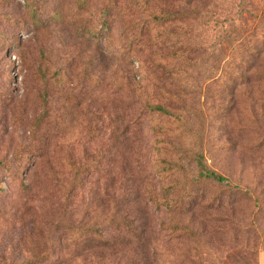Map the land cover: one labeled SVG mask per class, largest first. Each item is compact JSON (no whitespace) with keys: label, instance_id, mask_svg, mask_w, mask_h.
Masks as SVG:
<instances>
[{"label":"rangeland","instance_id":"obj_1","mask_svg":"<svg viewBox=\"0 0 264 264\" xmlns=\"http://www.w3.org/2000/svg\"><path fill=\"white\" fill-rule=\"evenodd\" d=\"M218 1L209 6L211 27L194 30L185 18L149 24L136 0H0V264H46V248L76 241L73 227L126 238L110 224L114 205H122L117 217L123 216L126 201L197 174L198 156L247 185L255 200L236 205V219L257 221L264 236V80L226 84L218 80L223 65L209 67L200 56L189 79L170 85L158 78L174 77L169 55L176 33L224 37L233 19L236 35L244 32L239 27L264 34L252 31L257 0ZM113 2L117 10L111 9L98 38L88 30ZM186 7L187 0L160 4L162 10ZM138 23L142 36L131 41ZM158 45L167 47L162 57ZM156 86L160 102L183 111V124L144 109ZM173 92L182 93L181 101L167 98ZM148 140L157 141L158 151L146 149ZM164 158L181 164L185 174H155ZM142 217L154 233L170 228L174 218L156 207ZM252 243L259 247L256 264H264V237ZM100 252L91 259L115 264L113 255Z\"/></svg>","mask_w":264,"mask_h":264},{"label":"trees","instance_id":"obj_2","mask_svg":"<svg viewBox=\"0 0 264 264\" xmlns=\"http://www.w3.org/2000/svg\"><path fill=\"white\" fill-rule=\"evenodd\" d=\"M163 1L136 0L135 4L138 3L147 12L149 24L166 26L173 24L174 20L179 22L185 18L188 22L186 24L194 30L199 27L202 30L211 27L209 25L214 11L212 12L209 6L213 1L219 2L218 0H187L185 9L172 11L160 9ZM166 1L172 4L178 0ZM111 9L117 10L115 2L110 3L108 8L102 11L98 27L88 30L91 34L99 38L106 32V19ZM239 10L238 20L242 13V10ZM255 11L258 20L253 24L252 31L262 30L264 0H257ZM35 15L33 13L34 17ZM226 22L229 24L224 37H200L176 33L169 56L175 61L174 66L177 69L172 70L174 77L159 75V80L175 85L189 79L188 70L193 66L192 61L198 56L204 58L209 67H215L217 62L222 64L221 77L218 80L226 84L235 80L242 84L264 80V34H247L243 27H239L244 32L236 35L238 27L233 26L234 20L227 19ZM135 30L137 31L131 37V41H138L141 38L142 24L138 23ZM230 32H233L234 36L230 35ZM155 45L157 44H152L148 48ZM157 48L162 57L161 52L167 47L163 49L158 45ZM180 69L183 70L184 76L178 72ZM160 88L156 86L151 93H147L144 109L150 113L172 117L183 124L187 120V117L181 114L183 111H175L170 105L160 102L163 98ZM169 88L174 87L169 86ZM181 96L182 93L177 95L173 92L167 98L176 97V100L181 101ZM157 144V141L148 140L146 149L154 148L158 151ZM196 158L197 174H185L181 164L166 158L161 159L154 167L155 174L164 178L167 175L182 173L185 174L184 178H178L168 186H161L157 193L147 191L145 197H136L128 206L126 201V213L123 216L117 217L118 212L119 214L122 212V205L120 208L117 204L114 205L110 224L116 230L123 232L126 238L105 237L98 228L94 229L96 230L94 232L86 233L87 228L70 227L73 229L71 234L75 235L72 236L76 241L71 243V247L57 249L54 245L46 248V264H102L91 259L93 254H101L100 251L113 255L116 259L115 264H256L259 247L257 243H252V238L258 240L264 236L258 230L257 221L240 224L236 219V205L254 201L255 197L247 185L234 183L228 176L211 169L202 157ZM142 177L148 175L143 171ZM209 188L215 189L214 195H209ZM153 207L174 216L170 228L159 230L160 233L145 228L146 222L144 224V220H140L143 215H149ZM225 212H228L227 216L224 215ZM198 218L202 219L200 227L195 223ZM88 229L92 228L88 227ZM154 234H159L163 242L159 243ZM65 255H70V258H64ZM25 264H38V262L29 261Z\"/></svg>","mask_w":264,"mask_h":264}]
</instances>
